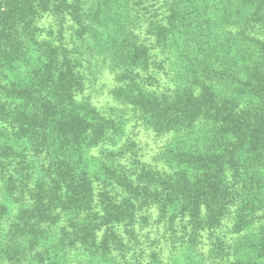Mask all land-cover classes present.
<instances>
[{
	"label": "trees",
	"instance_id": "trees-1",
	"mask_svg": "<svg viewBox=\"0 0 264 264\" xmlns=\"http://www.w3.org/2000/svg\"><path fill=\"white\" fill-rule=\"evenodd\" d=\"M0 189V264H264V0H0Z\"/></svg>",
	"mask_w": 264,
	"mask_h": 264
},
{
	"label": "rangeland",
	"instance_id": "rangeland-1",
	"mask_svg": "<svg viewBox=\"0 0 264 264\" xmlns=\"http://www.w3.org/2000/svg\"><path fill=\"white\" fill-rule=\"evenodd\" d=\"M104 93V97L103 99L106 98L105 96V91H103ZM129 131H127V134H128L132 139L135 140V148L133 149L134 153L136 155H138L140 158H142V154H146L148 152V150L146 148L143 147V142L145 140V134L146 132H142V128L141 127H135L133 128L132 124L130 125V129H128ZM154 139H157V138H154ZM154 146V145H153ZM161 145H160V140H159V145L157 148H153L152 150H150V152H152V155H153V160H155L156 158V155L159 154L161 152ZM152 159H149V161H153ZM2 192L3 190L0 189V200H2Z\"/></svg>",
	"mask_w": 264,
	"mask_h": 264
}]
</instances>
